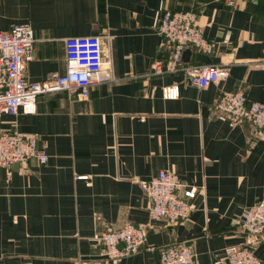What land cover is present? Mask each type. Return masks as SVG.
<instances>
[{
    "label": "crops",
    "instance_id": "0c3cea01",
    "mask_svg": "<svg viewBox=\"0 0 264 264\" xmlns=\"http://www.w3.org/2000/svg\"><path fill=\"white\" fill-rule=\"evenodd\" d=\"M167 10H194L212 52L188 47L176 72L156 74L171 58L158 25ZM34 30L26 76L66 72V41L99 35L114 80L87 99L42 94L36 112L0 113V132L35 133L45 163L0 167V264H88L101 258L97 235L127 223L145 230L124 264H158L161 249L184 243L196 264H224L226 248L248 245L264 262V238L246 233L242 212L264 201V133L216 107L226 91L264 103V0H0V31ZM227 64L206 88L187 82L186 65ZM180 95L169 98L168 88ZM161 170L197 187L189 219L155 220L141 181Z\"/></svg>",
    "mask_w": 264,
    "mask_h": 264
},
{
    "label": "built area",
    "instance_id": "2783aa9c",
    "mask_svg": "<svg viewBox=\"0 0 264 264\" xmlns=\"http://www.w3.org/2000/svg\"><path fill=\"white\" fill-rule=\"evenodd\" d=\"M238 0H228L235 5ZM256 2L259 0H246ZM160 46L171 51V58L154 64L156 74L176 72L183 64V55L188 47L204 52L213 51L203 27L194 10H167L158 25ZM34 30L30 24H14L0 31V113L16 115L19 112H36L38 97L42 94L67 91L78 99L89 98L92 88L108 80H114L113 61L104 57L101 36H74L66 41V72L48 79L32 81L26 76V62L32 57L35 43ZM230 63L186 65L187 82L206 88L228 76ZM166 95L177 98L178 86L168 88ZM220 113L234 121H249L254 129L264 133V103L249 102L242 90L224 92L217 104ZM32 158L41 163L49 155L38 144L35 133L20 130L0 132V167L12 168L26 165ZM150 200L149 213L155 220L165 219L170 223L189 219L197 187L182 183L175 173L161 170L158 175L141 181ZM243 230L257 239L264 238V201L246 208L240 218ZM104 245L101 258L88 264H124V258L141 250L145 241V230L127 223L116 230H105L97 235ZM196 253L184 243L162 247L158 264H196ZM224 264H264L255 250L248 245H231L226 248Z\"/></svg>",
    "mask_w": 264,
    "mask_h": 264
}]
</instances>
